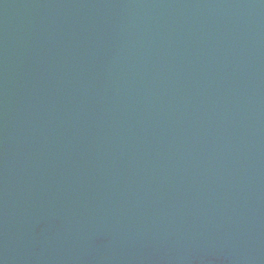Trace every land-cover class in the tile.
Returning a JSON list of instances; mask_svg holds the SVG:
<instances>
[{"label":"water","instance_id":"95a60500","mask_svg":"<svg viewBox=\"0 0 264 264\" xmlns=\"http://www.w3.org/2000/svg\"><path fill=\"white\" fill-rule=\"evenodd\" d=\"M0 264H264V0H0Z\"/></svg>","mask_w":264,"mask_h":264}]
</instances>
